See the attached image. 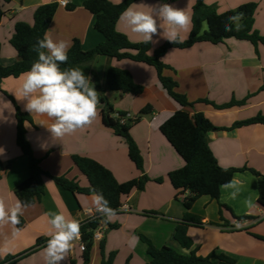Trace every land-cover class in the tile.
Masks as SVG:
<instances>
[{
    "label": "crops",
    "instance_id": "0c3cea01",
    "mask_svg": "<svg viewBox=\"0 0 264 264\" xmlns=\"http://www.w3.org/2000/svg\"><path fill=\"white\" fill-rule=\"evenodd\" d=\"M66 2L61 6L60 2ZM118 4L122 0H109ZM84 0H0L4 15L0 22V65L8 66L17 60V54L9 40L17 22L33 24L35 9L44 4L56 3L57 11L45 35L54 41L65 40L71 45L78 40L83 51L94 48L102 36L93 27L94 16L83 8ZM196 0H137L130 6L150 12L158 3H169L185 9L190 15ZM258 3L253 17V28L264 35V0H204L207 6L215 7L218 13L235 10L238 6ZM117 32L125 35L132 43H140L142 37L133 33L121 17L115 25ZM191 25L182 32L186 40ZM206 29V26H203ZM163 32V29L159 30ZM157 48L166 42L154 36ZM161 61L170 69L164 76L173 79L176 91L184 95L192 107L190 114L201 113L219 130L208 132L209 148L224 169L248 168L264 176V125L251 124L234 129L235 122L245 121L258 115L264 116V45L255 48L248 41L233 38L223 43H197L186 49H169ZM116 68L127 71L133 81L144 88L139 96L122 94L107 88L108 70ZM95 90L113 107L115 112L129 114L136 118L146 105L152 107L150 115H143L131 125L129 134L143 160L144 175L150 179L142 191L133 190L121 198V207L110 220L101 217L103 228L104 254L115 253L112 264H147V246L141 237L147 238L156 248H170L182 255L195 250L196 255L205 257L216 251L234 259V264H264V205L258 198L257 177L249 171L237 172L231 181L220 188L218 200L202 196L192 205L190 212L201 221V226L190 225L187 235L192 241L190 249L182 248L175 241L174 229L182 219V200L188 192L173 189L167 176L184 166L183 159L160 133V125L174 112L182 108L172 100L157 80L154 68L127 59L95 56L89 64ZM24 74V73H23ZM21 74L8 77L0 84L1 91L10 96L23 113H27L32 124L26 123L25 138L32 154L40 159V166L51 177L65 176L74 179L82 188L88 186L86 178L75 167L72 156L95 160L108 169L119 183L138 178L139 171L129 160L123 139L102 124V105L98 104V115L94 122L63 138L53 139L44 124H51L46 116L30 114L24 110V101L16 95L22 84ZM0 92V163L7 168L0 170V199L8 207L17 198L13 190L28 176L27 158L15 143L16 122L12 102ZM222 105L230 101H243L241 106L216 110L211 105ZM162 178V183L153 180ZM44 194L41 199L24 210L21 218L24 224L17 228L11 224L0 226V264L6 258H15V264H46L44 247L51 230L49 212L63 213L81 223L91 219V194L72 193L62 189L51 178L43 177ZM219 204L231 209L219 213ZM155 213V215H147ZM248 219L240 220L239 218ZM222 218V219H221ZM229 223L232 230L225 228ZM240 224V227L236 225ZM113 228H112V227ZM111 227V228H110ZM138 238V239H134ZM41 241L40 245L37 243ZM100 241V240H99ZM99 241H93L89 264L100 263ZM80 239L73 241L72 249L61 264H83ZM30 252V253H29Z\"/></svg>",
    "mask_w": 264,
    "mask_h": 264
},
{
    "label": "trees",
    "instance_id": "16d2710c",
    "mask_svg": "<svg viewBox=\"0 0 264 264\" xmlns=\"http://www.w3.org/2000/svg\"><path fill=\"white\" fill-rule=\"evenodd\" d=\"M1 1L9 3L11 0ZM135 1L137 0H122L118 4H113L109 0H84L83 8L94 16L93 27L102 36V41L94 48L83 51L79 41L73 40L68 51V61L66 64L61 65V68L78 67L86 76H89V64L95 56L111 57L117 60L127 59L154 68L161 87L182 108L164 121L160 125L159 131L184 161V166L170 172L167 179L173 189L188 192V196L182 200L185 211L182 219L176 223L173 237L182 248L190 249L192 241L187 235V229L190 225H202L200 219L190 212L193 203L198 198L206 196L212 200H218L220 188L228 184L235 173L249 171L257 177L258 198L264 205V176L253 169H224L217 164L209 148L207 134L210 131L219 129L215 128L203 114H190L186 110V108L192 107V103H189L184 95L176 91L177 84L173 79L164 76V71L170 68L161 61V58L169 49H186L194 44L203 42L217 45L229 38L248 41L255 48L258 44L264 45V35H260L253 28V17L258 3L249 2L238 6L235 10L218 13L215 7L207 6L204 0H196L191 11L192 23L187 39L175 44L166 41L157 48H152L150 43H132L125 35L115 29L121 14ZM57 8L58 5L56 3L40 5L34 11L32 25L24 22H17L14 25V31L9 43L17 54V60L8 66L0 65V84L5 78H17L27 72L31 68L32 63L38 59V54L32 50L33 45L36 44L37 39L44 38ZM239 12L244 13L242 30L224 31V23L228 17ZM3 15L4 13L0 9V22ZM204 25L206 29H203ZM106 84L109 90L118 91L122 94L139 96L144 91V88L137 85L127 71L116 68L108 70ZM0 92H2L1 88ZM2 93L13 104L16 122L15 143L22 155L27 158L28 176L13 190L17 200L26 202L30 206L38 202L44 194L42 179L43 177H49L62 189L72 193L88 195L93 190L100 192L109 201V206L119 211L122 197L129 195L133 190L142 191L145 184L150 181L144 175L142 157L137 145L129 134L133 123H136L141 116L150 115L153 112L150 105L142 108L138 116L133 120L121 123L120 119L126 113L115 112L107 100L99 94V103L102 105V124L110 129L115 136L123 139L127 147L128 158L139 171L140 176L127 182L119 183L108 169L95 160L82 156H72L73 164L88 182V186L82 188L74 179H69L65 176L51 177L42 170L40 159L33 156L31 147L25 138V124H32L31 117L27 113H23L10 96L4 92ZM201 102L211 105L216 110H225L233 106H241L245 103V100L239 102L230 101L222 105L213 104L208 100H201ZM251 124L264 125V116L258 115L245 121L235 122L230 128H225V130ZM8 166L9 163L4 166L0 163V170ZM153 181L162 183L163 179L159 178ZM222 210L228 211L233 218H236L230 208L219 204V213ZM147 215H155V213H148ZM100 219L101 217L91 218L80 224V243L84 245V251L82 252L83 264H89L90 262L93 248L92 238ZM239 219L245 220L248 218L242 217ZM23 224L24 221L20 217V223L16 227L21 228ZM224 227L232 230V226L229 223H226ZM141 240L147 246V254L150 259L147 264H234L233 258L216 251L209 253L205 257L197 256L195 250H191L189 255H182L170 248H156L145 237H141ZM40 243L41 241L37 244L40 245ZM104 243L105 240L102 237L99 241L101 256L99 264H112L115 253H109L105 256ZM16 260L15 258H6L3 264H15ZM70 264H74V262L70 261Z\"/></svg>",
    "mask_w": 264,
    "mask_h": 264
},
{
    "label": "clouds",
    "instance_id": "9594fccd",
    "mask_svg": "<svg viewBox=\"0 0 264 264\" xmlns=\"http://www.w3.org/2000/svg\"><path fill=\"white\" fill-rule=\"evenodd\" d=\"M243 19V12L229 16L224 23V31L242 30ZM121 20L133 33L141 36L144 43H157L153 40L154 36H160L170 43H181V33L186 32L192 23V17L185 9L169 3L153 5L150 12L129 6L121 14ZM69 49L70 43L65 40L54 41L48 35L37 39L32 50L38 54V59L23 74V82L16 95L18 101L25 102V111L46 116L53 121L51 124L41 123L53 139L63 138L91 125L98 115V92L91 78L78 67L61 68L68 61ZM91 204L89 212L99 214L108 221L118 211L111 208L104 195L95 190L92 192ZM29 206L17 200L13 206L8 207L0 199V226L18 225L24 210ZM48 216L51 230L43 250L44 259L46 264H61L71 251L73 241L81 238V225L63 213L49 212Z\"/></svg>",
    "mask_w": 264,
    "mask_h": 264
},
{
    "label": "built area",
    "instance_id": "2783aa9c",
    "mask_svg": "<svg viewBox=\"0 0 264 264\" xmlns=\"http://www.w3.org/2000/svg\"><path fill=\"white\" fill-rule=\"evenodd\" d=\"M60 5L66 6V2L62 1V2H60ZM133 119L134 118H132L129 114H126L123 118L120 119V122L124 123L127 120H133ZM99 217H100L99 214H94L92 218H99ZM102 236H103V228L101 225H98L96 231L94 232L92 240L93 241H99L102 239ZM79 249H80V251L83 252L84 251V245L80 244Z\"/></svg>",
    "mask_w": 264,
    "mask_h": 264
}]
</instances>
